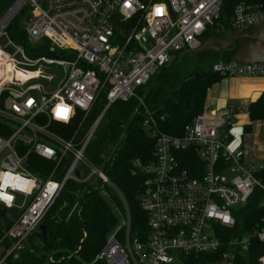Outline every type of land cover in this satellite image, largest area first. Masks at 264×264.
<instances>
[{
	"label": "built area",
	"instance_id": "built-area-1",
	"mask_svg": "<svg viewBox=\"0 0 264 264\" xmlns=\"http://www.w3.org/2000/svg\"><path fill=\"white\" fill-rule=\"evenodd\" d=\"M222 5L223 0H11L0 15V38L8 36V25L28 10L31 22L22 25L27 40L47 41L66 57L30 58L22 46L15 45L12 53L0 47V67L7 62L28 74L0 70V208L14 216L9 228L3 218L0 264L18 258L68 185L97 190L118 211V223L94 261L180 264L182 256L204 253L210 257L207 264H238L253 239L264 242V216L259 226L234 232L238 210L255 191L264 207V184L256 175L263 163L229 144L235 108L221 115L219 125L206 120L209 111L204 108L181 135H171L158 128L138 94L177 53L202 44V35L219 19ZM255 26H264V6L237 0L230 27L237 31ZM43 64L64 68L53 91L27 85L33 79L50 80ZM212 70L223 77H264V61L218 60ZM131 99L136 100L132 116L142 115L144 129L155 139L153 159H135L131 168L132 175L143 176L140 205L148 226L144 241L130 234L122 192L85 154L106 110L116 101ZM97 103H105L102 112L77 138ZM118 141L104 167L111 164ZM192 155L203 166L197 177L182 168ZM113 195L123 210L114 204ZM71 201L64 199L62 206L67 218L82 209L78 199ZM46 261L55 259L47 255ZM257 264H264V253Z\"/></svg>",
	"mask_w": 264,
	"mask_h": 264
},
{
	"label": "trees",
	"instance_id": "trees-1",
	"mask_svg": "<svg viewBox=\"0 0 264 264\" xmlns=\"http://www.w3.org/2000/svg\"><path fill=\"white\" fill-rule=\"evenodd\" d=\"M247 1L264 6V0ZM10 3L11 0H0V15ZM236 3L237 0H223L220 17L202 35L203 42L216 31H226L228 35L235 31L230 27V17ZM6 33L11 41L25 49L30 58L40 55L51 59L66 57L63 51L52 49L47 41L42 40L37 44L29 42L22 25L15 22V19L6 28ZM238 44L239 40L236 46ZM203 52L207 57H217L207 65L195 66L187 73L180 71L182 68L178 66L175 58L159 69L147 84L138 90L162 132L181 135L184 126L203 111L208 88L223 77L212 70V64L218 60L230 61L235 49H228L222 53ZM135 104L134 99L114 102L104 113L95 137L85 149V154L94 162H99L102 150L106 149L110 142L120 141L111 164L104 167V172L123 194L130 215L131 236L144 241L148 226L147 214L140 205L143 176L132 175L131 168L135 159L143 163L153 159L155 139L144 129L142 115L132 116ZM104 106L105 103L95 105L87 119V126L95 121ZM247 112L251 122L264 120V91L248 105ZM87 126L82 127L77 138L83 135ZM249 128L250 124L244 127V130L247 131ZM182 168L194 177L199 176L203 170L201 162L193 155L190 162H183ZM256 175L264 184V163ZM69 190H73V194ZM112 197L114 204L123 210L121 200L117 196ZM259 197V191H255L247 203L238 210L235 233L260 225L264 207L259 206ZM64 199L68 201L78 199L82 207L80 214L67 218V210L62 208ZM42 223L46 225L45 234L37 230L30 235L25 248L10 264H105L100 260L94 261V258L106 244L109 233L118 223V218L97 190L86 189L83 185H68L45 215ZM118 236H122V231ZM33 237H37L38 243L29 244ZM51 252H54L55 262L48 263L46 255ZM263 253L264 242L253 239L249 252L241 256L238 264H257L258 257ZM209 259L208 254H190L182 256L180 264H207Z\"/></svg>",
	"mask_w": 264,
	"mask_h": 264
},
{
	"label": "crops",
	"instance_id": "crops-1",
	"mask_svg": "<svg viewBox=\"0 0 264 264\" xmlns=\"http://www.w3.org/2000/svg\"><path fill=\"white\" fill-rule=\"evenodd\" d=\"M264 91L262 76H226L212 84L207 92L204 108L209 111L206 120L221 123V115L235 108L234 124L230 128L231 147L242 148L246 155L264 163V120L251 122L248 105ZM250 124L249 130L244 127Z\"/></svg>",
	"mask_w": 264,
	"mask_h": 264
},
{
	"label": "water",
	"instance_id": "water-1",
	"mask_svg": "<svg viewBox=\"0 0 264 264\" xmlns=\"http://www.w3.org/2000/svg\"><path fill=\"white\" fill-rule=\"evenodd\" d=\"M220 35L210 37L194 50H185L179 54L181 58L184 54L196 55L200 52L207 51L212 53H222L228 49H235L230 61L234 63L262 62L264 61V26L246 27L234 31L229 35L219 31ZM239 40L238 46L236 42ZM114 142H110L108 147L102 150L101 158L104 159L108 150H111ZM0 217L6 219V228H9L14 221V216L10 211L0 208ZM38 230L44 235L46 225L40 224ZM3 248H0V253Z\"/></svg>",
	"mask_w": 264,
	"mask_h": 264
},
{
	"label": "rangeland",
	"instance_id": "rangeland-1",
	"mask_svg": "<svg viewBox=\"0 0 264 264\" xmlns=\"http://www.w3.org/2000/svg\"><path fill=\"white\" fill-rule=\"evenodd\" d=\"M31 18H32V15L27 10L23 14H18L17 17L15 18V22H17L20 25H28L31 22ZM8 40H10V38L8 36L1 37L0 38V47H3L4 50H6L9 53H12L15 49L16 44L12 41L13 45H7L6 46L5 44ZM23 51L26 55H28L26 53L25 49H23ZM180 53L181 52L176 54L177 55V63H178V66L180 68H182V70H180V71H183L184 73H187L188 71H190V69L194 68L195 66L207 65L209 63V61L215 60V57H217V56H214L213 58L212 57L210 58V57H207L205 52H200L196 55L184 54L181 58H178ZM16 58L19 59L20 55H17ZM41 69L46 74L51 75L50 80H45L42 78L33 79V80L29 81L27 83V85L40 84L42 86L43 90H45V91L55 90L63 78L64 68L56 66L54 64H43L41 66ZM19 71H20V69H19ZM21 71H23V70L21 69ZM84 126H87V121H85ZM95 134H96V132L94 133L93 138L95 137ZM119 143H120V141L117 142L118 145H119ZM112 155H113V150H108L107 156L105 159H102L101 161L94 162V163L96 164V166L99 169L104 170L105 161H107V159L109 157H111ZM231 175L232 174L229 172L226 173L227 177H231ZM105 201L107 202L108 206L111 208V210L115 214V216L119 219L118 211L115 209V207L112 204V202L110 201V199H107L105 197ZM3 227H4V219L0 217V234L2 232ZM31 243H38L37 237H33L29 241V244H31ZM36 252H38V249H36ZM47 255H51L54 258V256H53L54 252H51ZM47 255H46V257H47ZM9 262H11V259L9 260Z\"/></svg>",
	"mask_w": 264,
	"mask_h": 264
},
{
	"label": "bare ground",
	"instance_id": "bare-ground-1",
	"mask_svg": "<svg viewBox=\"0 0 264 264\" xmlns=\"http://www.w3.org/2000/svg\"><path fill=\"white\" fill-rule=\"evenodd\" d=\"M0 70H15V73L17 76H25V75H28L27 73H25L24 71H19V68H13L11 66V64H8L7 62L4 63V67H0Z\"/></svg>",
	"mask_w": 264,
	"mask_h": 264
},
{
	"label": "flooded vegetation",
	"instance_id": "flooded-vegetation-1",
	"mask_svg": "<svg viewBox=\"0 0 264 264\" xmlns=\"http://www.w3.org/2000/svg\"><path fill=\"white\" fill-rule=\"evenodd\" d=\"M223 33L226 34V35H228L227 32H225V31H223ZM219 35H220L219 31H216V32L213 33L210 37H215V36L217 37V36H219ZM210 37H209V38H210ZM209 38H207V39H209ZM207 39H206V40H207ZM204 41H205V40H204Z\"/></svg>",
	"mask_w": 264,
	"mask_h": 264
},
{
	"label": "snow or ice",
	"instance_id": "snow-or-ice-1",
	"mask_svg": "<svg viewBox=\"0 0 264 264\" xmlns=\"http://www.w3.org/2000/svg\"><path fill=\"white\" fill-rule=\"evenodd\" d=\"M53 187H55V186L53 185Z\"/></svg>",
	"mask_w": 264,
	"mask_h": 264
}]
</instances>
